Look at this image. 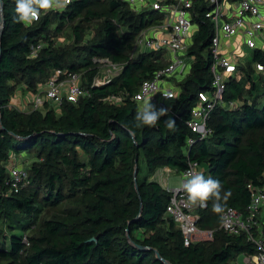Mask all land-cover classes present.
Returning a JSON list of instances; mask_svg holds the SVG:
<instances>
[{
	"label": "trees",
	"instance_id": "1",
	"mask_svg": "<svg viewBox=\"0 0 264 264\" xmlns=\"http://www.w3.org/2000/svg\"><path fill=\"white\" fill-rule=\"evenodd\" d=\"M207 10L205 2L195 4L194 60L168 117L155 127L135 128L139 103L132 98L168 62L164 51L133 50L139 33L161 21V13L137 12L122 0H73L63 10H41L40 19L25 26L13 22L15 0H0V264H233L239 255L257 252L246 233L220 229L228 207L245 213L251 186L264 187V103L256 94L261 86L264 97V78L257 81L255 66L240 64L228 82L225 99L239 108L217 106L208 122L212 134L187 146L194 135L187 125L191 109L213 81L214 27ZM66 27L73 42L62 45L58 38ZM37 44L43 47L33 57ZM95 58L122 69L92 86L102 74ZM253 62L264 63L260 49ZM56 69L82 73L89 94L44 110L10 107L16 89L36 91ZM118 96L122 103L112 100ZM166 118L175 119V130L165 127ZM22 152L36 156L27 169L29 184L7 195V164ZM190 161L206 163L205 178L220 181L222 196L228 190L232 195L221 200L219 214L212 211L214 198L196 209L198 226L214 230V240L185 245L167 212L171 193L153 177L163 167L181 174Z\"/></svg>",
	"mask_w": 264,
	"mask_h": 264
},
{
	"label": "built area",
	"instance_id": "2",
	"mask_svg": "<svg viewBox=\"0 0 264 264\" xmlns=\"http://www.w3.org/2000/svg\"><path fill=\"white\" fill-rule=\"evenodd\" d=\"M73 1V0H72ZM133 10L157 11L163 15L158 23L143 29L135 42L133 55L151 51H164L168 64L157 70L151 79L143 81L133 100L139 104L151 98V102L158 108L171 109L178 97L175 91L168 85L176 75L183 78L191 71L193 56L189 50L193 45L195 35V4L203 1L209 7L205 16L213 23L214 34L211 39L210 51L212 53L211 73L213 76L211 89L198 93V101L191 109L187 125L194 135L187 137V146H192L199 139L212 134L209 127L213 110L217 106L227 109L239 108L237 102L226 100L228 82L235 76L238 66L242 63L238 56H244V47L264 53V0H122ZM259 41L262 45H259ZM43 44L32 46L31 56L36 57ZM95 61L105 63L109 67L96 76L92 86H100L107 83L110 78L116 76L122 69V65L111 62L108 58ZM104 65V64H103ZM256 70L263 71L264 63L255 62ZM260 66V68H258ZM102 71V68H101ZM179 83H177L178 85ZM179 86V85H178ZM44 99L37 98L34 109H44L45 102H50L58 107L64 101L78 102L89 94V90L83 83V74L79 72H66L56 69L49 79L41 85ZM162 93H167L172 99H165ZM115 103H122L118 96L112 98ZM15 155V154H14ZM12 157V155H11ZM10 157V158H11ZM10 162V159H9ZM8 166V165H7ZM188 172L203 173L196 161H190L189 166L181 172V185L178 187H164L171 193L167 212L173 216L179 224L185 245H190L197 240L214 239V230L201 229L198 226L199 214L197 208L192 206L183 190V183ZM10 178L7 182V195L17 193L29 184V174L26 169L17 164L10 165ZM252 200L246 212H240L236 208L228 207L222 215L220 229L228 234L240 235L246 233L248 240L257 248L254 254H242L245 256L244 264H264V187H253ZM25 242L27 238L25 237ZM233 264H239L235 261Z\"/></svg>",
	"mask_w": 264,
	"mask_h": 264
},
{
	"label": "clouds",
	"instance_id": "3",
	"mask_svg": "<svg viewBox=\"0 0 264 264\" xmlns=\"http://www.w3.org/2000/svg\"><path fill=\"white\" fill-rule=\"evenodd\" d=\"M71 3L72 0H15V14L12 19L15 23H23L25 26H30L33 22L40 19L41 10L45 12L53 9L63 10ZM3 27V22L0 21V31L3 30ZM261 70H264V68H261ZM162 94L166 100L172 99L167 93ZM169 111V108H158L151 102L150 98L142 104H138L134 117V127H155L161 117H168ZM164 125L168 130L173 131L176 127V121L173 118H166L164 119ZM182 187L187 195L188 202L192 206L204 207L208 200L214 198L212 211L218 214L223 211L224 207L221 200L226 203L232 195L231 191L228 190L222 196L220 181L211 177L205 178L203 173L188 172Z\"/></svg>",
	"mask_w": 264,
	"mask_h": 264
},
{
	"label": "rangeland",
	"instance_id": "4",
	"mask_svg": "<svg viewBox=\"0 0 264 264\" xmlns=\"http://www.w3.org/2000/svg\"><path fill=\"white\" fill-rule=\"evenodd\" d=\"M194 30H197V26H194ZM93 30H89L86 34L85 40H88L92 34H93ZM58 42L62 45H69L70 43L73 42V36L71 33V29L69 27H66L65 30L62 32V34L60 35V37L58 38ZM264 42V40H263ZM263 43L259 41V45H262ZM244 52L245 55L244 56H238L237 60L240 61V63H251L253 66L255 64V62H253V55H254V49L248 48L247 46L244 47ZM105 59V58H102ZM104 64V65H103ZM109 66L106 65L105 63L101 64V68H102V72H105V70L108 68ZM256 79L258 82L261 83L260 77L263 79L264 78V73L260 72L258 70H255L254 73ZM183 79V76L181 75H176L173 79L170 80V82H168V85L171 86L175 91H179V86L177 85V83H179L180 80ZM240 79H242V76L240 77ZM41 85L43 84H39V86L37 87L36 91H32V90H28L26 89V86L23 85L21 87H19L18 89L15 90V94H13L12 98H11V102H10V107H14V108H18L20 110H34L35 108V104H36V99L40 98V99H44V92L42 90ZM247 88L249 87V84L246 83L245 85ZM263 91V88L260 86L259 91H256V94L259 95V105H262L264 103V97L261 95ZM16 98H21V100L26 98V101L28 102V104L22 108V106H19L18 104H20L19 102H17L15 99ZM51 106L50 102H45V106ZM53 105V104H52ZM44 110V109H43ZM12 157L10 158V162H8V170L10 172V165L12 164H17L20 167H23L24 169H28L31 164L36 160V156L32 153H25L22 152L20 154H11ZM141 165V173L140 176L143 177L146 174V164L145 161L142 159L140 162ZM207 164H201L200 169H207ZM170 184L171 185H177L179 186V184L181 183V177H180V173L176 170L172 168V173L170 174ZM214 239L211 240H197L196 242H206V241H213ZM195 242V243H196ZM244 259L245 256H243L242 254L239 255L237 257V259L235 261H237V263L239 264H244Z\"/></svg>",
	"mask_w": 264,
	"mask_h": 264
},
{
	"label": "crops",
	"instance_id": "5",
	"mask_svg": "<svg viewBox=\"0 0 264 264\" xmlns=\"http://www.w3.org/2000/svg\"><path fill=\"white\" fill-rule=\"evenodd\" d=\"M17 102H19L20 104H18L19 106H22V108H24L28 102L26 101V98L21 100V98H16L15 99ZM142 104V103H141ZM172 173V168L170 167H163L160 168L156 174L154 175V179H156L160 184H162L163 186H170V187H178L177 185H171L170 184V177ZM181 177V175H180ZM181 185V183L179 184V186Z\"/></svg>",
	"mask_w": 264,
	"mask_h": 264
},
{
	"label": "water",
	"instance_id": "6",
	"mask_svg": "<svg viewBox=\"0 0 264 264\" xmlns=\"http://www.w3.org/2000/svg\"><path fill=\"white\" fill-rule=\"evenodd\" d=\"M135 176H137V170L135 171Z\"/></svg>",
	"mask_w": 264,
	"mask_h": 264
}]
</instances>
